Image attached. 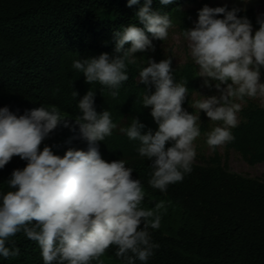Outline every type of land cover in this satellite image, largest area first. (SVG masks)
Masks as SVG:
<instances>
[{"label":"clouds","instance_id":"9594fccd","mask_svg":"<svg viewBox=\"0 0 264 264\" xmlns=\"http://www.w3.org/2000/svg\"><path fill=\"white\" fill-rule=\"evenodd\" d=\"M152 2L127 0L128 7L139 6L135 17L142 27L131 23L115 31L113 55L73 61V69L86 83L108 89L113 99L129 79L128 66L136 62L135 54L153 51V41L166 40L174 27L169 15L154 10ZM173 2L159 0L163 6ZM244 10L204 5L194 26L183 30L203 86L217 92L194 102L196 114L182 106L189 89L187 81H176L172 57L159 62L149 58L139 70V83L145 86L141 105L150 108L157 127L145 130L132 118L120 131L138 143V156L152 169L148 184L161 193L193 169L201 112L215 124L206 133V144L215 151L234 141L232 129L238 126L247 99L264 97V15L254 28L247 16L238 15ZM77 107L80 115L74 122L88 148H70L63 156L41 145L58 127L71 130V119L43 106L22 115L0 107V169L13 157L26 162L11 172L7 190H0V258L20 255L13 237L23 233L39 246L43 264H93L110 247L119 264H148L159 248L150 229H158L161 218L141 207L145 192L126 161L102 158L97 145L113 134L117 124L108 110L97 112L95 91L89 89Z\"/></svg>","mask_w":264,"mask_h":264},{"label":"trees","instance_id":"16d2710c","mask_svg":"<svg viewBox=\"0 0 264 264\" xmlns=\"http://www.w3.org/2000/svg\"><path fill=\"white\" fill-rule=\"evenodd\" d=\"M208 2L174 0L163 6L153 0L151 6L169 15L174 25L191 19L185 7L201 9ZM138 7H128L127 0H0V107L8 106L22 115L43 106L71 119V130L60 126L48 138L53 153L63 156L70 148H88L74 120L80 115L78 100L89 89L95 91L97 112L108 110L117 124L113 134L97 145L102 158L126 161V166L133 169L132 177L142 183L143 202L155 197L153 205H164L160 223L167 220L172 206L182 211L183 225L176 231L150 229L159 248L148 264H264V180L230 173L215 154L206 166L193 165L191 173L182 182L170 185L167 192L153 189L148 184L150 162L138 156V143L120 131L131 124L132 118L142 122L145 130L157 127L150 108L141 105L145 86L139 83V70L145 66L129 64V79L115 99L99 84L86 83L72 67L79 58L113 55L115 31L131 23L142 27L135 17ZM238 15L247 16L254 28L258 27L253 12ZM174 76L177 82L187 81L188 96L199 90L192 64L174 70ZM186 105L185 101L182 106ZM241 118L232 130L235 139L226 145L227 150L238 153L250 166L264 164V108L249 106L241 111ZM25 163L13 157L0 169V190H7L11 172ZM141 207L146 208L143 204ZM13 241L20 255L0 258V264H43L34 241L23 233ZM103 257L109 261L104 262ZM103 257L93 264H119L112 247Z\"/></svg>","mask_w":264,"mask_h":264},{"label":"rangeland","instance_id":"374dc122","mask_svg":"<svg viewBox=\"0 0 264 264\" xmlns=\"http://www.w3.org/2000/svg\"><path fill=\"white\" fill-rule=\"evenodd\" d=\"M203 1L204 0H198L199 3ZM246 2L247 0H209L207 5L210 7L227 5L229 9H231L232 7H240L245 9L242 13H246L249 11L253 12L256 19L264 15V0H248V2ZM185 9L186 11L188 10L191 12V19L187 23L177 22L176 24H174L173 28L169 29V36L166 40L153 41V51H148L146 53H136L135 55L136 63H138L140 66H147V59L149 58L153 59L156 62H159L160 60L166 59L168 57H172V67L174 70L180 69L188 63L192 64L196 70L199 90L191 96H188V98H186L185 101L187 102V105L184 109L189 113L193 112V114H196L197 110L192 107L194 102L199 99H202V95H216L217 92L214 88L209 89L203 86V78L199 76V67L192 60L190 56V50L188 48V42L182 35L184 29H190L194 26V22L198 18L197 13L199 7H185ZM262 80H264V76H262ZM249 106L264 108V97L247 99V102L242 106V110ZM238 117L239 125L242 121L241 112L238 114ZM200 121L201 136L195 141L197 155L194 165L206 166L209 160L215 154H217L222 159L221 164L223 166L226 165L230 173L251 180L263 182L264 164L250 166L241 158L238 153L232 150H227L226 145L223 147H218L215 151L211 150L206 144V133L210 131L215 126V124L214 122L210 121L203 112L200 113ZM43 143L44 144L41 145V148L45 144L48 145V139H46ZM155 200V197H151V200L144 201L142 202V204L146 207L145 210L153 211L154 215H158L162 219V212L165 207L162 203L153 205V201ZM182 225V211L174 206L171 207L167 220H163L160 223V227L167 231H176ZM103 261L108 262L109 260L107 257H103Z\"/></svg>","mask_w":264,"mask_h":264}]
</instances>
